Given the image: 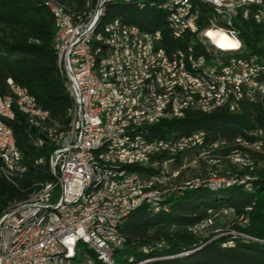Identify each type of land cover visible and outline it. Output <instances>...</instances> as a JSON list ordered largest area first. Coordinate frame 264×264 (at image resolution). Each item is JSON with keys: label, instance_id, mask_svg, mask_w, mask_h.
<instances>
[{"label": "bare ground", "instance_id": "bare-ground-1", "mask_svg": "<svg viewBox=\"0 0 264 264\" xmlns=\"http://www.w3.org/2000/svg\"><path fill=\"white\" fill-rule=\"evenodd\" d=\"M83 1L85 2L87 12L73 16L67 13L62 6L54 3L53 0H44V5L54 18L53 47L56 46L59 17H63L68 23H72L73 26H83L85 21L89 18H94L96 15L95 20L90 25V41L87 42L86 46V63L90 69L91 76L93 78H102V76L106 75L100 80V95L110 96V86H115V92L126 94L129 97L128 106H130V109H134L133 112L129 113V117L123 118V115L126 114V106H118L116 109V104H109V114H115L116 118L108 117V124L110 127H114V131L123 132V138L106 136L99 139L95 144L96 155H107L113 151L131 152L141 150L144 145H150L157 141L158 138L151 137L150 129L160 123L181 121L187 115L193 113L210 115L222 109L227 111L230 104L231 108L240 114L243 106L255 104L252 100H248L246 95L241 93L240 90H232V96H230L228 87L224 86V82L220 78V73H216L209 67L200 66L195 63V50H198L201 55L211 56V62L219 63L220 65H246L254 63V57L257 56L243 55L244 49L240 38L239 42H234L222 34L221 30L215 29L210 25H204L202 34L215 42L210 45V42L204 36H195L194 38L191 26L181 25L177 22L176 17L181 15L182 10H200L202 12L199 5H203L211 9L202 13L204 15V22L214 24L215 10L212 6V0H107L103 5L102 3L105 0ZM114 3L136 4L140 8L148 5L165 12V28L167 33L181 47H172L167 50L163 47L162 36L159 32L144 30L137 25L123 22L120 18H112L107 22H102L105 17L106 6ZM167 4L168 6H164ZM100 5L102 6L99 9ZM226 13H229V6H220L219 14ZM244 17L246 20H253L256 24L260 21V24L264 25V1H246L244 3ZM112 33L116 48H122L121 52H114L113 54V63L116 68H112L111 65H103L102 60V53H107L108 51L106 40L108 39V35ZM153 38L155 41H159V49L168 51L170 61L176 64V71H184L185 74H172L169 76V59L156 58L157 44L153 41ZM195 45L198 48H195ZM54 52L59 74L64 80L66 91L72 103V107L69 110V128L65 133L55 135L47 128L48 113L36 107L34 99L28 94L27 90L18 86H10V82L12 81L8 80L7 84L10 93L0 97V127L4 133L12 134L14 145L16 144L13 132L7 123L8 120H12L14 117L13 108L24 114L30 125L41 132L47 133L49 140L64 139L74 128L76 96L71 92L67 72L64 69V62L55 50ZM255 68L259 72H264V60L255 61ZM191 80L195 81V83H192ZM203 85L208 86V91L205 92ZM32 107H35V109ZM228 113L237 115L235 112ZM198 134L203 133L198 132L192 136L180 138L169 136L159 140L169 142L171 149H179V156L182 153H188L187 148H189V141L182 139H188ZM250 136L255 140L245 143L243 141L245 139L239 137L233 142L235 146L234 150H230L227 156L216 159V163L220 162V160L224 161V169L219 171V175H224V178L216 181L221 183H238L249 180L245 178V180L238 181L236 175L232 173L231 168L253 170L254 167L250 154L248 151H244V149L255 153H264V130H256ZM227 145L224 142V144H215L212 148H204L203 146L199 148V141H196L194 143V150H198L197 148H199L198 157L189 164H186L188 163V158L183 157L180 164L186 165L171 170L170 175L135 184L131 195L120 193V196L105 198L106 207L118 206L122 201L134 204L125 209L117 218L113 219L115 235L123 239L119 231L121 226L134 211L142 206H146L148 210H152L155 213L166 211V206L162 205V203L170 197L167 196L169 194L199 187H207L210 190L220 189V186H212L213 188H211V186L206 185L209 180L207 178L202 181L196 179L188 186H179L174 189L169 188L168 184L172 180L177 179L179 174L191 164L203 162L207 167H210L208 164L213 162L211 158L213 152L225 148ZM36 146H42V140H38ZM15 153L16 161L21 162L22 168L14 165V158L12 156L0 151V178L8 183H12L15 177L25 172L22 155L17 146H15ZM131 161L137 167L135 169V177L147 176L141 175L139 171L140 169L150 170V165H147V163H152V175H159L160 173L159 163H154L153 149L143 148V154H131ZM50 163L51 155L49 158V173L54 176V180L41 183L24 201L9 206L0 214V224L2 217L10 214L14 210V206L15 208H30L36 205L39 197H47L51 194L53 184L57 181V173L50 166ZM169 163L170 155H163L162 164ZM175 164L176 157H172V165ZM112 166L114 168H123V160L112 159ZM96 170L97 163L88 164V174H95ZM232 176L235 178H231ZM97 188H99L98 178L89 179L83 187L82 192H78L76 195L77 206H86V211H95V204H91V202L96 195ZM245 188L250 190V185L245 184ZM162 196L165 197L156 198ZM148 197L156 199L141 202V200ZM42 215L43 218L63 216V208L56 205L44 206L42 207ZM110 236H113V229L99 231L100 242L106 243L111 248L110 262L100 252L99 245L90 243L89 236L86 235L74 236L71 241L70 252L65 255L53 253L51 255V262L76 264L83 261L84 253H90L92 256L86 257V260L91 261L92 264H95V262H99L100 264H118L115 261L114 255L123 246L119 238H110ZM240 237L247 238L244 236ZM80 246L85 247L84 250H80ZM161 247H163V244H156L152 249ZM143 252L148 253V249L143 248ZM129 261L132 262V259ZM147 262L144 261L139 264Z\"/></svg>", "mask_w": 264, "mask_h": 264}, {"label": "trees", "instance_id": "trees-1", "mask_svg": "<svg viewBox=\"0 0 264 264\" xmlns=\"http://www.w3.org/2000/svg\"><path fill=\"white\" fill-rule=\"evenodd\" d=\"M53 1L73 16L87 12L83 0ZM199 6L202 13L211 10ZM112 18H120L147 31L159 32L167 50L179 46L165 28L166 13L156 7L108 4L102 22ZM204 27L202 25V29ZM238 28L243 55L264 56V25L249 19ZM53 44L54 18L44 0H0V97L10 93L8 80L27 90L36 107L48 113L47 128L59 135L69 128L72 103L59 74ZM195 48L198 47L195 45ZM13 113V119L7 123L22 155L25 172L15 177L12 183L0 178V214L12 204L24 201L41 183L54 180L49 173L52 141L47 133L30 125L26 116L16 108H13ZM256 130H264V111L252 104L243 106L237 115L224 109L210 115L189 114L181 121L155 125L150 129V135L165 139L169 136L189 137L202 132L207 144H228L212 154L214 157H225L235 149L233 142L237 138L254 141L250 134ZM38 140H42L40 147L36 146ZM199 146L204 147V142L199 141ZM199 148L194 150L195 153ZM244 151L250 154L253 170H231L238 181L251 179L245 180L249 181L250 190L245 188V184L216 190L207 187L186 189L163 201L166 211L155 213L146 206L140 207L119 230L125 244L115 252V261L118 264L144 261H148L145 264H264V153ZM188 155L186 152L176 157L175 165ZM198 166L204 167L203 162H199ZM139 171L143 176L150 172L146 169ZM202 173L195 175L194 179ZM191 174L196 173L193 171ZM184 175L181 174L179 180ZM225 211L226 214L223 213ZM208 219L211 224L198 234L189 231ZM224 226H227V231L243 234L253 241L231 234L218 235L217 232ZM156 244H163V247L152 249ZM143 248L148 249V253L143 252ZM189 252V255L179 257ZM89 256L92 254H86V257Z\"/></svg>", "mask_w": 264, "mask_h": 264}, {"label": "built area", "instance_id": "built-area-1", "mask_svg": "<svg viewBox=\"0 0 264 264\" xmlns=\"http://www.w3.org/2000/svg\"><path fill=\"white\" fill-rule=\"evenodd\" d=\"M246 1L253 0H212V6L215 10L214 24L204 22V15L200 10H182L181 15L176 17L177 22L181 25L191 26L193 37L204 36L210 45L215 42L202 34V25H210L219 29L229 40L239 42L240 31L238 26L246 21L244 17V3ZM106 2L107 0L102 5ZM164 6H168V4ZM220 6H229V13L219 14ZM95 16L85 21L83 26H73L63 17H59L58 36L56 46L53 48L64 62L71 92L76 96L74 128L66 138L51 140L53 150L50 166L57 173V181L53 184L51 194L47 197H39L36 205L30 208H15L14 206V210L10 214L2 217L0 224V264H59L51 262V255L53 253H62V255L69 253L72 238L78 235L89 236L90 243L99 245L100 252L110 262L111 248L106 243L100 242L99 231L113 229V236L110 238H119L115 235L113 219L134 204L122 201L118 206L106 207L105 198L120 196V193L131 195L135 184L163 178L170 175L171 170L189 164L198 157V153L194 151L196 141H203L204 148H212L215 144H224V142L207 144L205 134L182 139L189 141V148H187L188 163L172 165V157H178L179 149H171L169 142H164L158 138L155 143L144 145L143 148L153 149L154 163H159L160 173L159 175H152V163H147L150 165V174L146 177H135L137 167L131 161V154L141 155L143 148L131 152L113 151L107 155H96L95 144L99 139L106 136L123 138V132L114 131V127H110L108 124V117L116 118L115 114H109V104H116V109L118 106H126V114L123 115V118L129 117V113L133 112L134 109H130L128 106L129 97L126 94L115 92V86H110V96L100 95V80L106 75L102 78L91 76L86 63V46L87 42L90 41L89 30ZM258 24L262 25L260 21ZM153 41L157 44L156 58L169 59V76L185 74L184 71H176V64L170 61L168 51L159 49V41H155L154 38ZM106 44H108V51L102 53L103 65H111L112 68H116L113 63V54L114 52H121L122 48H116L113 33L108 35ZM257 60H264V56L254 57V63L251 64L220 65L211 62V56L201 55L198 50H195V63L220 73V78L224 82V86L228 87L230 96H232V90H240L248 100H252L264 111V72H259L255 68V61ZM10 86L15 85L10 82ZM203 86L205 92L208 91V86ZM32 108L35 109V107ZM226 112L239 114L231 108V104ZM243 141L248 143L246 140ZM15 146L12 134L4 133L0 127V151L12 156L14 165L22 168L21 162L16 161ZM163 155H170L169 164H162ZM112 159H122L123 168H114ZM89 163H97L95 174H88ZM91 178H98L99 188L96 189V195L91 202V204H95V211H86V206H77L76 195L78 192H82L86 182ZM249 181L226 184L227 186L234 184L250 185ZM221 184L225 183L209 178L206 185L216 187L221 186ZM163 197L165 196L156 198ZM156 198H144L141 202ZM48 205L61 206L63 216L43 218L42 207ZM223 213L226 214L227 212ZM210 224V219H208L206 222L189 229V231L192 234H198ZM120 240L124 246L125 239ZM250 240L253 239L250 238ZM76 264H92V262L86 260V253H84L83 261Z\"/></svg>", "mask_w": 264, "mask_h": 264}, {"label": "rangeland", "instance_id": "rangeland-1", "mask_svg": "<svg viewBox=\"0 0 264 264\" xmlns=\"http://www.w3.org/2000/svg\"><path fill=\"white\" fill-rule=\"evenodd\" d=\"M212 163H209L208 165L210 167H207V165L204 164V167H201V166H198L199 165V162H197L196 164H191L189 167H187L185 170H183L181 172V174H185L180 180V176L181 174H179V177L177 179H174L172 180L169 184H168V187L171 188V189H174L176 187H183V186H188L190 185L193 181H195L196 179H198L199 181H202L203 179L207 178H214V180H220V179H223L224 175H219V171L220 170H223L224 169V161L220 160V162L216 163V159H221V157L217 156V157H214L212 156ZM209 169V170H208ZM195 172L196 174H191V172ZM203 172V173H202ZM198 173H202V175L198 178H195L194 179V176L197 175L198 176ZM219 175V176H218ZM234 176H232L231 178H233ZM235 178V177H234ZM233 178V179H234ZM179 180V181H178ZM226 180V179H225ZM251 180V179H249ZM229 181V180H227ZM231 182V181H229ZM211 188H213L211 186ZM220 188H227V184L225 182V184H221ZM221 231H218L217 234L218 235H227V234H231L235 237H240V236H244L243 234H239V233H233L234 231H227V226H224V229H220ZM246 237V236H244ZM242 238V237H240ZM244 239V238H243ZM246 240H250V238H245ZM253 241V240H252ZM85 247H81L80 246V250H84Z\"/></svg>", "mask_w": 264, "mask_h": 264}, {"label": "water", "instance_id": "water-1", "mask_svg": "<svg viewBox=\"0 0 264 264\" xmlns=\"http://www.w3.org/2000/svg\"><path fill=\"white\" fill-rule=\"evenodd\" d=\"M191 252H189V253H186V254H183V255H181V256H179V257H182V256H186V255H189Z\"/></svg>", "mask_w": 264, "mask_h": 264}, {"label": "snow or ice", "instance_id": "snow-or-ice-1", "mask_svg": "<svg viewBox=\"0 0 264 264\" xmlns=\"http://www.w3.org/2000/svg\"><path fill=\"white\" fill-rule=\"evenodd\" d=\"M223 46V45H222Z\"/></svg>", "mask_w": 264, "mask_h": 264}]
</instances>
